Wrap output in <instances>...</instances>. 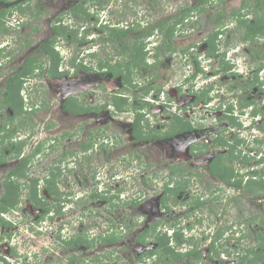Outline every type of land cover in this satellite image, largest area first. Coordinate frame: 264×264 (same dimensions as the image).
Wrapping results in <instances>:
<instances>
[{"label":"flooded vegetation","instance_id":"flooded-vegetation-1","mask_svg":"<svg viewBox=\"0 0 264 264\" xmlns=\"http://www.w3.org/2000/svg\"><path fill=\"white\" fill-rule=\"evenodd\" d=\"M121 1L123 5L113 0L117 8L110 10L107 17L101 14L108 0H75L71 10L59 8L40 22L41 14L46 11L41 0H0L6 5L0 8V12L6 8L1 16L0 34L9 36L0 38V70L9 65L4 73L0 72L3 120L0 123V244L3 240L8 242L6 251L0 248V264H88L82 260L79 263L78 259L73 263L74 250L96 245L99 246L95 258L92 257L94 263L105 264L99 263L103 256L120 259L121 245L116 242L124 234L135 232L137 213L145 199L155 198L158 211L164 216L176 207L183 211L177 214L178 224L166 219L164 228H160L163 220H155L135 235L134 241L143 249L137 255V263L132 264H186L154 263L158 255L148 253L155 247H150L152 242L147 240L168 235L171 248L184 247L177 251L183 253L197 245L192 240H197L194 238L199 233L205 241L206 254L214 263L206 260L205 254L204 263L193 264H228L209 251L216 230L221 235L215 245L219 243L221 249L222 242H231L237 249L244 246L247 243L244 235L251 222L261 232L264 230L260 221L264 213L229 222V217L222 216L219 208L216 212L215 206L216 203L231 206L238 197L254 194L253 200L260 208L264 207V197L259 196L264 191L261 186L264 181V81L260 77L264 66H253L251 56L245 60L246 70L241 71L226 52L207 54L204 37L203 42H193L180 49L184 59L190 60L193 66L183 81L188 80L186 89L180 84L168 87L172 80L168 75L159 81V74L167 66L161 55L169 52L172 57L178 53L172 40L179 33L184 36L191 30L188 26L184 29L180 21L182 11L200 0L182 3L174 13L165 15L160 14V8H153L160 0ZM207 2L204 1V6L212 4ZM240 3L230 11L229 23L224 26L241 28L242 40L258 45L262 35L244 39L246 26L239 20L251 23L262 17L264 21V0H255L251 5L248 0ZM215 12V17L220 13L225 17L223 12ZM81 17L85 19L82 22ZM44 21L45 31L42 30ZM174 22L180 30L175 26L169 38L167 26ZM185 22L187 25L190 20L186 18ZM25 26L27 33L21 39L17 32ZM54 28L66 30L65 36L56 33ZM119 30L125 34L113 38L108 35ZM221 36L222 33L217 39ZM52 39L54 50L62 57L56 69L61 75L46 73L47 43ZM201 47L204 48L202 58L215 62L212 69L209 67L211 81L205 87L198 86L204 79H199V75L206 73L201 66ZM252 48L250 45L247 50L250 52ZM26 59H34L36 66L31 75L21 76L22 109L15 114L7 103L6 86L9 76L19 72ZM40 63L44 64L43 71ZM242 74L250 77L244 78ZM221 76L223 79L219 81ZM43 78L48 81V88H44ZM235 83L239 87L234 89ZM223 85H230L234 91L231 99L220 94L218 89ZM203 90L216 91L203 98ZM51 91L53 94L49 95ZM29 93H34L36 99L26 107L25 96ZM220 95L225 100H218L215 105L214 100ZM4 111L8 113L5 116ZM35 113L45 115L35 118ZM218 120L225 122L221 129L211 130L215 126H211L212 132L205 129V123ZM242 131H249V135H242ZM221 168L227 172V180L214 173L224 172ZM139 181L148 187L136 190ZM249 181L259 188L250 189ZM190 183L192 186L205 184L207 188L198 192ZM176 186L181 189L176 194H168ZM7 188L11 199H5ZM89 216L100 218L97 227L102 230L89 229L86 223ZM193 217L196 222H191ZM202 220L210 222L205 228L193 227L199 226ZM222 220L224 227H220ZM24 226V238L14 239L15 233L21 235ZM6 227H15V230L3 234ZM195 228L196 232L186 233ZM170 230L172 234L168 233ZM177 230L184 237L180 243L173 238ZM41 235L52 238V247L42 242ZM191 236L192 240L188 241ZM79 238L81 243H76ZM257 242L252 246L257 247ZM196 248L201 250L198 245ZM58 250L62 252L59 254ZM101 250L104 255L98 253ZM229 250L224 249L222 253L232 254V251L228 254ZM63 253L68 263L61 262ZM234 262L238 263L236 258Z\"/></svg>","mask_w":264,"mask_h":264},{"label":"rangeland","instance_id":"rangeland-1","mask_svg":"<svg viewBox=\"0 0 264 264\" xmlns=\"http://www.w3.org/2000/svg\"><path fill=\"white\" fill-rule=\"evenodd\" d=\"M207 1L212 2V4L205 6V10L202 11L201 13H199V12L191 13V16L189 17L190 22H187V25H186V22H184V29H186V27L188 26L191 28V30L186 32L184 34V36H183V33H179L178 36H176V38L172 40V44L174 45V47L176 49H178L177 50L178 53L176 52V54H174L172 57L169 56V52H164L161 55V57L163 58V61L167 62V66L159 74V81L164 80L165 76L168 75V78L172 79L171 82H169V84L167 85L168 87L172 86V85L180 84V85L184 86V89H186V87L188 86V80L186 79L185 82H183V81L185 80V77L188 76V74L190 73L189 69L190 68L193 69V66H192V63L190 60L187 61V59L186 60L184 59V55L182 54L180 49L183 47H186L189 44L192 45L193 42L194 43H196L197 41L203 42L204 37H207L210 33L214 32L213 30H218L221 27H223L225 24H228L229 23L228 20L230 19V15H229L230 11L237 9L241 5L240 0H222L221 2L212 1V0H207ZM248 1H249V4L251 5L252 2L255 0H248ZM117 2L122 4L121 0L120 1L117 0ZM185 2H186V4L188 2L193 3V2H195V0H160L159 5H157L156 7H153V8H160L161 9L160 14H162V15L171 14V13H174V10L177 8L178 5H182V3H185ZM41 3H42V6H45L44 9L46 11L41 14L40 22H42L44 18H47L48 15H50V14L52 15L56 10H59V8H61V10H63V11L67 10V8H69L71 10V8L76 4L75 0H41ZM215 3H218L217 7L215 6ZM2 6H6V5L0 3V8ZM62 6H64V7H62ZM105 7L107 9L105 8V10L103 11V13L101 15H104L107 17H108L110 10H114L115 8H117L115 3L113 2V0H108V2L105 4ZM144 7L145 6L142 5V7H141L142 10H144ZM123 8L124 7H122L121 9H123ZM137 8L139 9L138 6H137ZM251 8H252V6H250V9ZM124 11L126 13L130 14V11H127V10H124ZM215 11L223 12L225 15V17L222 18L221 22L218 23L217 26L214 25V19H215V13H216ZM114 14H116V13H114ZM157 17H159V16H157ZM250 17H252V15ZM249 19H251V18H249ZM82 20H85L84 17H81L79 19L80 22H82ZM67 21L68 20H66V22ZM249 22H250V20H249ZM42 25H43L42 30L45 31L47 29V24H45V21L42 23ZM176 29L178 31L180 30L179 27H177V26H176ZM10 30L11 29H8L7 32H10ZM25 33H27V26H25L21 31L18 30L17 37H21V39H22L23 37L26 36ZM242 34H243V32H242L241 28L240 29H234L233 26H231V24H229L228 26H224L222 36L218 38L219 42H216L217 44L215 43L216 47H218V51L226 52V55L229 58H231L234 61V63H237L236 66L241 71L246 70L245 60H246V58L249 59L251 56L253 57V66L259 65V64L264 66V35L260 36L261 38L258 39V41H260V44L253 45V44H251L252 42L242 40ZM0 35H2V36H0L1 39H4L5 37H9L7 35H5V37H4L3 34H0ZM43 35L44 34H42L41 36H43ZM79 35H83V34H79ZM32 44L33 45L35 44L34 41L32 42ZM89 44H92V43H88L87 45H89ZM250 45L253 48L249 52V50H247V48ZM93 49L94 48L92 47V50ZM199 51H198L199 54H201V58H200L201 59V66H202V68L204 67L206 73H205V76L203 73L199 75V77H198L199 79H203V78L204 79L202 81L198 82V86L205 87V84L208 83L209 81H211L210 80L211 78H209V74H208L210 71L209 67H211V69H212L211 65H215V62L211 61L212 62L211 63L208 61V58H206V57L204 59L202 58V57H204V54H203L204 48L203 47H201V49H199ZM258 51H260L259 54H256ZM168 56H169V59H168ZM171 62H173V64L170 67ZM182 63H183V66H182ZM8 66H9L8 64L5 65V68L1 69L0 72L4 73V71L8 68ZM242 76H243V74H242ZM243 77L247 78V77H250V75H245ZM260 77L264 81V74H260ZM244 78H242V79H244ZM222 79H223V76H221L218 80L221 81ZM41 80H42V82H44V85L46 84L44 86V88L45 87L48 88V85H49L48 81L45 80L44 78ZM0 83H1V79H0ZM233 85L234 86H232V87H234V89L236 87H239V83H235ZM219 87H220V89H218V90H219V92H221L220 94L223 93L224 97L226 96V99H231L232 96H234V91L231 90L230 85H229V87L226 85L219 86ZM50 90H52V89H50ZM215 91L216 90H213V91L203 90L201 93V97L205 98L204 96L205 95L207 96L208 94L214 95ZM42 92H44V91H42ZM50 94H53L52 91L49 92V95ZM25 97H26L25 98V100H26L25 106L26 107H28L30 105L31 100L36 99V95L34 93H29ZM56 98H58V97L56 96ZM219 98H221V99H219ZM218 100H221L224 102L225 98H223V96L220 95L218 97V99L214 100L215 105H217V103L219 102ZM7 114L8 113L6 111H4V116ZM35 114H36V115H34L35 118H38L39 115L40 116L45 115L42 113H39V115L37 113H35ZM1 115L2 114H0V123H3V120L1 119ZM211 120L213 121V119H211ZM212 121L205 123L206 124L205 129L207 128V131L209 130V132H212L211 130L214 131L215 129L216 130L221 129L222 125L225 124V122H219V120L216 123H213ZM245 124H247V123L245 122ZM211 126H215L214 129H211ZM242 135H245V136L249 135V131H242ZM248 137H250V136H248ZM217 151H219V150H217ZM152 158H155L153 154H152ZM198 162L196 161L195 163H198ZM253 162H256V161L255 160L251 161V163H253ZM259 167L260 166L258 165V168ZM209 182L211 184L213 181L210 180ZM190 184L192 186V183H190ZM147 187H148V184L140 183V181H139V182H137L136 190H139L141 188H147ZM192 188L198 189L199 190L198 192H200V190H202L203 188H207V186L205 184L200 183L198 185L197 184L193 185ZM259 196L264 197V191L260 192ZM253 197H254V194L253 195L248 194L247 197H245V198H239L238 197L236 199V202L231 203V206H229V205H227V206L218 205V203H216V202H213L212 204H215V203L217 204V205H215L217 207L216 212H219V210H218V208H219L222 211V214H221L222 216L224 215V216L229 217V219H230L229 222L234 221L236 219L239 220L241 218L243 220V217L250 218L253 215H257L259 213L260 214L264 213V207L260 208L259 204L257 202H255V200H253ZM158 205L159 204H158L157 200H155V198L152 200H146L145 199L144 201H142L139 213H137V224H136L135 232H132L131 234L130 233L124 234V236L116 242L117 244L119 243L121 245V248L118 250V252H119L118 255H120V259L119 258L115 259V260L113 258L107 259L106 257L103 256V257H101V260H100L101 262H99V263H105V264H117V263L132 264V263H137L136 262L137 258H138L137 255L143 248H141L140 245L134 241V237L136 234L139 235L145 226L150 225L155 220H160V219L163 220V225L159 224L160 228H164V223H166L167 220H168V222L175 221L176 224H178L179 220H178L177 214L178 213L181 214L183 211V208L176 207L173 212L166 215V216L169 215V217L167 218L166 216L162 215V213H160L158 211ZM190 215H192V214H190ZM99 219H100L99 217H93L92 218L91 216H89L88 221L86 223H88L89 229L91 231L94 230L95 232H98V231L102 230V227H100V226L97 227V223H99L98 221H100ZM190 219H192L191 222H196L195 221L196 219L194 220V217L190 218ZM224 220H222L223 222H222V225L220 227L225 226ZM73 222H74V220H73ZM185 222L187 224L188 220H185ZM209 222L210 221H208V220H204V221L202 220V222H201V224H199V226L197 225V226H193V227L203 228V226H204V228H205L207 223L209 224ZM104 225H105V223H104ZM210 227H211V225H210ZM197 228H195L196 230H187L186 233L187 234H190L192 232L194 233L198 230ZM7 230L13 231V230H15V227H6L4 229L3 234H5L6 233L5 231H7ZM24 230H25V226L22 227V229H21V235L18 234V232H17V235L15 233L13 238L19 239V241H21L24 238L23 237ZM246 231L247 232H246V235H244V241H246L247 243L244 244V246H237L239 248L252 246L255 242L259 241V239H260L259 233L262 230H261V228L257 229L256 223L251 222L250 225H248V228ZM170 232L172 233V230L168 231V233H170ZM0 234H2L1 230H0ZM196 237L197 238H194V239H197V240H192V241L198 242L197 243L198 248H201V250H200L201 256H200L199 260L196 261V263H199V262L204 263L205 260L203 257L206 254V249L204 246L205 241L202 240L203 236L201 233H199ZM14 239L12 240L13 242H14ZM40 239L42 240V242L44 240L45 244H49L50 246L52 245L51 244L52 238L50 236H47L45 238L43 235H41ZM147 241L152 242L150 244V247L153 248V247L157 246V241L155 238H153V239L149 238ZM222 241H224V240L222 239ZM223 243L224 242H222V244H221V245H223L222 246L223 249L229 250V247H232V249L238 250L235 247H233L234 245L233 246L230 245L231 242H226L224 244ZM172 245H174L173 242H172ZM7 246H8V242L6 243L5 240H3V242L0 244V248L4 249V251H6V249L8 248ZM98 246L99 245H96L93 248H87V249L86 248L85 249L78 248V249L74 250V252L76 253V254H74L76 256V259H74L73 263H76V261L78 259L79 263L82 260V263L84 262V263H88V264H96L93 262L92 257L95 258L94 255L98 249ZM180 248L184 249V247H181V246H180ZM180 248L176 247L174 245V252L181 251L182 249L180 250ZM105 251H109V250H105ZM229 251H233V250H229ZM61 252H62L61 250L57 251V253H59V254ZM71 253H73V252L71 251ZM98 253L100 255H104V254H102L103 253L102 250L99 251ZM225 254L220 253V255H219L220 259L224 260V263H228V264L235 263L234 262L235 256L233 253L229 254V255H225ZM66 257L67 256L63 253L61 256V262L63 260H64V263L67 262ZM58 258H59V256H58ZM162 258H163V255L161 256V259ZM206 260L210 261V258H209V256H207V254H206ZM56 261L58 262V260H56ZM42 263H43V261H42ZM165 263H190V262L188 261L187 257L179 259V260H176L174 258L169 257L165 261ZM210 263H214V262L210 261Z\"/></svg>","mask_w":264,"mask_h":264},{"label":"trees","instance_id":"trees-1","mask_svg":"<svg viewBox=\"0 0 264 264\" xmlns=\"http://www.w3.org/2000/svg\"><path fill=\"white\" fill-rule=\"evenodd\" d=\"M6 1V0H3ZM204 1L207 2V0H200L198 2H196L195 4L191 5L189 8H186L184 11H182V14L180 16V21L182 23L185 22L186 18L189 19V17L191 16V13L195 12H202L205 10V6H204ZM261 1H257V3H260ZM188 4V3H187ZM243 8V7H242ZM6 11V8L2 9L0 12V23H2V19L1 16H3L4 12ZM223 14H217V16L215 17L214 21H215V26L218 25V23L221 21ZM184 20V21H183ZM239 23L242 25L246 26V31L244 34V39L245 38H252L256 35H264V21L262 20V17H259V19L251 22V23H247L246 19H240ZM176 26V23H171L169 24V26H167L168 30H167V35L169 38H171L172 32L174 31V28ZM56 33H60L63 36H65L66 34V30L63 29H57L54 28ZM4 30V29H2ZM224 28H220L218 30H213L214 32L210 33L206 39H204V42H206L208 44L206 53L207 54H214V51H218V47H216V42H219V40L217 39V36L220 33H223ZM115 32V33H114ZM111 31L109 32V36L111 38L113 37H120L123 34H125V31L123 30H119V31ZM73 36V38L76 40V34L74 31L70 32ZM53 40V42H52ZM50 42L47 43V45L49 46L47 48L48 50V68L46 73L48 75H61V73H58L56 71L57 69V65L58 63L62 60V57L60 56V54L54 50L53 46H54V39H52ZM216 43V44H215ZM33 62L34 59H26L25 60V64L22 67V69L19 72L14 73L13 75H10L8 78V85L7 87V103L10 104V106H12L14 113L17 114V112H21L20 110L22 109V101L21 97H19V91L20 88L22 86V82H21V76L26 77L27 75H31L32 72L34 71V68L36 66V63L34 64ZM41 65V70L43 71L44 69V64L42 65V63H40ZM222 67H225V65L223 64ZM20 79V80H19ZM12 94H14V96H12ZM224 172L222 171H214L215 174H217L219 177H222V179L227 180L226 179V174L227 172L224 170V168H221ZM249 185L252 184V186H250V189H254V187L256 186V184L253 181H249L248 182ZM261 186H264V181L261 183ZM258 187V186H256ZM259 188V187H258ZM180 187H175V188H170L168 191V194H176L178 190H180ZM8 191H6V197L8 198L9 196H11L12 194H10L9 192V188H7ZM11 199V197H9ZM261 223L264 225V214L263 217L260 218ZM176 223V222H174ZM172 234V233H171ZM221 235V231L218 229L215 232V239L212 241V243L209 246V251L213 254V256L220 258V253L224 252V249L219 248V243H217L215 245V240L217 238H219ZM145 235H142V238H139L140 240L143 239ZM173 238L177 243H180L181 240L184 238L181 234V232L174 231L173 233ZM214 237V236H213ZM259 243L256 246H248V247H242L239 248L238 250L233 249L232 253L234 254L235 258L237 259L238 263L237 264H264V230L263 232L259 233ZM192 236L188 238V241L192 240ZM156 241L158 242V245L155 247V249H152L151 251H149V254H155L157 253V259L158 261L154 262V263H165V261L170 257V258H174V259H182V258H188V261L190 263H186V264H193L196 263V261H198V259L200 258L201 254H200V250H198L196 247L197 245H193L192 249H188L187 251L183 252V253H178V252H174V250L171 248V245H169V239L170 236H166V235H162V236H156L155 237ZM75 241V240H74ZM76 243H81L80 238L76 241ZM237 249V248H236ZM226 251V250H225ZM230 253V251L228 252V254ZM164 256V259H161V256ZM166 258V259H165Z\"/></svg>","mask_w":264,"mask_h":264}]
</instances>
